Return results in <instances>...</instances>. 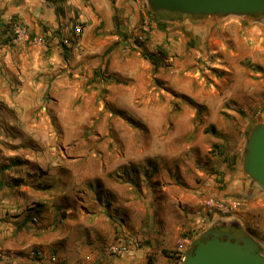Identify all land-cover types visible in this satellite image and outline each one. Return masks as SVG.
<instances>
[{"label":"crops","instance_id":"0c3cea01","mask_svg":"<svg viewBox=\"0 0 264 264\" xmlns=\"http://www.w3.org/2000/svg\"><path fill=\"white\" fill-rule=\"evenodd\" d=\"M150 11L146 0H0V264H55L30 257L32 250L59 264H180L174 256L188 249L187 236L210 226L201 227L200 208L209 196L241 201L216 224L247 228L238 236L264 252V198L246 196L239 178L226 188L213 175L183 186L158 182L193 171L200 153L207 160L225 122H240L244 132L264 121V17ZM14 19L46 46L12 45ZM76 24L78 44L64 49L61 38ZM194 81L205 121H141L129 140L121 117L133 95L155 83L188 94ZM158 94L141 107H159ZM223 112L246 116L216 121ZM145 172L151 183L142 181ZM109 245L128 253L109 256Z\"/></svg>","mask_w":264,"mask_h":264},{"label":"rangeland","instance_id":"374dc122","mask_svg":"<svg viewBox=\"0 0 264 264\" xmlns=\"http://www.w3.org/2000/svg\"><path fill=\"white\" fill-rule=\"evenodd\" d=\"M181 14L175 15V17H180ZM196 18L202 17L201 15H196ZM199 63V60H197ZM199 73H201V69L203 67L199 66ZM202 75V74H201ZM200 79V78H199ZM188 83V82H187ZM183 83H180L179 85H182ZM190 86L191 92L188 94H184L181 92H177V90H174L172 88H165L162 86V84H151L149 87H155L153 90H149V92L145 94H138L137 96L133 95L131 98V106L128 108L126 113H124V117L122 116V121H126L128 125L127 134L129 136V140L133 141L135 134L139 133L141 131V126L138 124L141 121H169V125H171L170 121H198V124H200L202 121H205L204 118V111H203V88L196 87V83L189 82L187 84ZM159 88V89H157ZM150 89V88H149ZM163 90V91H162ZM195 90H199L198 98H195L194 92ZM158 94L159 100L161 101V105L159 107H156L154 110L147 108H142L141 103L143 101H149L150 103L152 100L155 99V94ZM194 96V97H193ZM198 99V100H197ZM199 101V102H198ZM199 104H197V103ZM116 112V111H114ZM114 115V113L112 114ZM222 116V113H220ZM245 114L240 112L238 116H232L230 114H226L223 112V117L220 119H216V121H244ZM114 117V116H113ZM258 121H252V123L255 125L260 122V119H257ZM225 130L222 133V140L223 142L218 144V146L210 147L211 150L208 153H211L212 155L209 156V158L205 161H203V153H200L198 156L196 163L193 164L195 166L193 171L185 170V173H169L166 176H161L160 180L158 181L160 184L163 183L164 179H170L174 184L183 186L184 184H187L188 181L193 182L194 184H198L201 182L204 177L207 180L210 176H215L218 178V181L222 183L223 188H226L229 184L230 180H233L234 178H239L241 181L244 182V186L246 188V196L248 195H254L256 197L264 198V192L259 189L250 188L249 186L252 185L250 182V179L245 176L242 173V155L244 151V143L246 142L247 136L251 130V128L254 125L248 126V129L244 132H241L238 129V125L240 122L235 123L234 125H228L230 123L225 122ZM120 121H117V124L115 125V129H117L116 133L120 129H123V123L122 126L120 125ZM139 131V132H138ZM144 132L145 142L144 147L149 148L151 146V141L149 140L148 136L149 132ZM242 135V136H241ZM241 138H244L242 142L240 143V152L238 156L235 154H231V152L235 149L237 146V143ZM224 159H227L225 162ZM202 170L203 174L200 175L196 171ZM153 174L145 172L142 174V181L146 183H151L150 177ZM225 177H227L225 180ZM235 180V179H234ZM157 182V180H156ZM252 187V186H251ZM242 193V192H241ZM245 193V192H244ZM239 199V198H238ZM241 199V198H240ZM223 225L221 222L217 223L214 226L217 225ZM208 230V229H207ZM240 229L238 228V231H236L237 234L240 233ZM205 232V231H204ZM198 232L194 235L187 236L188 238V248L191 246L192 242L196 239H198L203 233ZM242 232V231H241ZM245 232L249 233L248 229L246 228ZM243 232V233H245ZM188 250V249H187ZM187 250H183L182 253L179 255L174 256L176 259H180V257H183ZM261 254L264 256L263 249H260ZM182 260V259H181ZM181 260H179L181 262ZM181 264V263H180Z\"/></svg>","mask_w":264,"mask_h":264},{"label":"water","instance_id":"95a60500","mask_svg":"<svg viewBox=\"0 0 264 264\" xmlns=\"http://www.w3.org/2000/svg\"><path fill=\"white\" fill-rule=\"evenodd\" d=\"M146 3L153 12H177L183 17L264 12V0H146ZM241 168L250 179L249 187L264 192V122L251 128ZM181 264H264V256L251 236L236 237L231 232L208 229L192 242Z\"/></svg>","mask_w":264,"mask_h":264},{"label":"built area","instance_id":"2783aa9c","mask_svg":"<svg viewBox=\"0 0 264 264\" xmlns=\"http://www.w3.org/2000/svg\"><path fill=\"white\" fill-rule=\"evenodd\" d=\"M2 19L0 17V24ZM10 26V43L12 45H19L21 43H32L42 46H46V40L43 37H31L27 29L22 25L18 19H14L8 22ZM148 21H143L142 27L148 29ZM72 37L69 39L61 38V44L65 47L77 46L79 36L82 33V27L80 24H76L72 30ZM241 205L240 200H232L225 202L223 200H217L214 197H206L200 203V208L203 210L205 217L201 220V227H203L204 220L208 222V225L214 221L220 220L228 216L234 209H237ZM105 253L109 256H121L128 253V248L123 245H109L105 248ZM30 257L36 258L37 260H43L47 258L50 262L59 264L58 259L55 255H46L42 250L30 251ZM183 257H181L182 259Z\"/></svg>","mask_w":264,"mask_h":264},{"label":"trees","instance_id":"16d2710c","mask_svg":"<svg viewBox=\"0 0 264 264\" xmlns=\"http://www.w3.org/2000/svg\"><path fill=\"white\" fill-rule=\"evenodd\" d=\"M151 14H153L154 16H167V17H173L177 14H180V13H177V12H167V11H163V10H160V11H156V12H153L152 10L150 11ZM245 15V14H244ZM252 17H264V12H258V13H254L251 15ZM10 40V39H9ZM63 48L65 49L66 47L63 45ZM150 61L151 63L156 67L157 66V62H156V59L152 56V55H145ZM209 130L212 132V133H215L214 131V127L213 126H210L209 127ZM224 161L226 162L227 159H224ZM216 222L217 221H214L208 229H214V228H231L232 230H234L235 232L238 231V226L234 223L232 224H223V225H217V226H214L216 225ZM239 235H245L243 232L240 231V234ZM165 255H166V251L163 252ZM181 260V257L180 259Z\"/></svg>","mask_w":264,"mask_h":264},{"label":"flooded vegetation","instance_id":"af4514ba","mask_svg":"<svg viewBox=\"0 0 264 264\" xmlns=\"http://www.w3.org/2000/svg\"><path fill=\"white\" fill-rule=\"evenodd\" d=\"M213 230L231 232V233H233L236 237H240V236H238V234H237L234 230H232L231 228H214ZM202 240H205V239L202 238Z\"/></svg>","mask_w":264,"mask_h":264}]
</instances>
